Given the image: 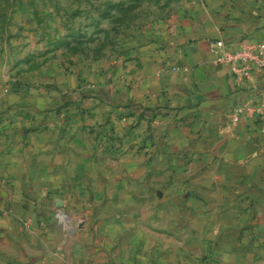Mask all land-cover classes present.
Returning <instances> with one entry per match:
<instances>
[{"label":"crops","instance_id":"0c3cea01","mask_svg":"<svg viewBox=\"0 0 264 264\" xmlns=\"http://www.w3.org/2000/svg\"><path fill=\"white\" fill-rule=\"evenodd\" d=\"M163 4L93 58L43 44L21 11L0 29V264H72L50 205L72 194L99 201L79 206L98 264L113 245L132 247L123 264H264V116L230 121L264 67L237 82L208 43L264 38V0Z\"/></svg>","mask_w":264,"mask_h":264},{"label":"rangeland","instance_id":"374dc122","mask_svg":"<svg viewBox=\"0 0 264 264\" xmlns=\"http://www.w3.org/2000/svg\"><path fill=\"white\" fill-rule=\"evenodd\" d=\"M163 3L165 0H0V14L9 13L7 17L11 16L12 19L15 12L21 11L27 19L25 23L27 31L38 30L43 44L47 41V44L65 45L71 41L74 50L84 49L87 51V57L93 58L113 53L117 44V33L123 29L130 30L133 25L137 24L132 21V18H140L138 23H141L142 19L161 8ZM56 15L59 21H55ZM10 18L4 20L0 29L8 30L10 26L15 27V23ZM53 32L58 36L51 37L50 34L53 35ZM67 35L70 37L66 38ZM1 52L0 49V57H3ZM39 55L33 52L27 55V58ZM57 200L61 203L57 204ZM98 204L99 201L87 195L81 201L73 194L68 197L52 196L50 200L53 221L58 224L64 237L74 236V246L69 252V255H73L72 264H98L99 262L97 260L100 247L96 244L97 242H94L95 238H98L97 231L87 229V222L91 221L94 224L98 217L87 215L83 213L84 211L81 212L90 205ZM79 206L82 210H79ZM171 233H173L172 236L175 235L174 231ZM158 236L163 237V234H158ZM84 239V245L79 244ZM118 248L120 253H122V248L132 250L129 246ZM118 248L116 245L109 247L107 264H123L116 262L115 255ZM203 249V252L199 251V254L205 255L204 258L207 257V253L211 255L213 252L211 245L204 246ZM188 253L197 254L196 246H189ZM191 264L199 263L192 262ZM204 264H212V262Z\"/></svg>","mask_w":264,"mask_h":264},{"label":"built area","instance_id":"2783aa9c","mask_svg":"<svg viewBox=\"0 0 264 264\" xmlns=\"http://www.w3.org/2000/svg\"><path fill=\"white\" fill-rule=\"evenodd\" d=\"M209 48L214 61L226 66L237 82L250 77L264 67V38L260 40L241 39L234 47H229L222 38L209 39ZM264 116V93L260 100H247L235 106L230 113V121L257 122ZM62 218V217H61Z\"/></svg>","mask_w":264,"mask_h":264},{"label":"water","instance_id":"95a60500","mask_svg":"<svg viewBox=\"0 0 264 264\" xmlns=\"http://www.w3.org/2000/svg\"><path fill=\"white\" fill-rule=\"evenodd\" d=\"M56 202H57V204H60L61 203L60 200H57Z\"/></svg>","mask_w":264,"mask_h":264}]
</instances>
